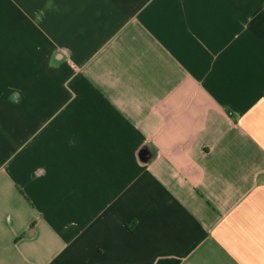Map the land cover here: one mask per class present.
I'll return each mask as SVG.
<instances>
[{
    "label": "crops",
    "instance_id": "crops-1",
    "mask_svg": "<svg viewBox=\"0 0 264 264\" xmlns=\"http://www.w3.org/2000/svg\"><path fill=\"white\" fill-rule=\"evenodd\" d=\"M0 264H264V0H0Z\"/></svg>",
    "mask_w": 264,
    "mask_h": 264
}]
</instances>
